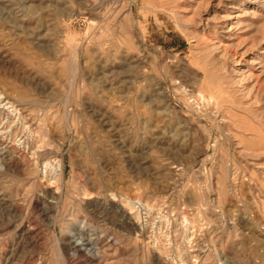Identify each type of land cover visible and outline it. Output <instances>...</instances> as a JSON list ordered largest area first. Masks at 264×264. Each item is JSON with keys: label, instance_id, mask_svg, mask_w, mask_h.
I'll return each mask as SVG.
<instances>
[{"label": "rangeland", "instance_id": "obj_1", "mask_svg": "<svg viewBox=\"0 0 264 264\" xmlns=\"http://www.w3.org/2000/svg\"><path fill=\"white\" fill-rule=\"evenodd\" d=\"M0 96V264H264V0H0Z\"/></svg>", "mask_w": 264, "mask_h": 264}, {"label": "bare ground", "instance_id": "obj_2", "mask_svg": "<svg viewBox=\"0 0 264 264\" xmlns=\"http://www.w3.org/2000/svg\"><path fill=\"white\" fill-rule=\"evenodd\" d=\"M1 96H2V95H1ZM1 96H0V97H1ZM12 107H13V106H12ZM13 109H14V108H13ZM133 203H136V202H133Z\"/></svg>", "mask_w": 264, "mask_h": 264}]
</instances>
